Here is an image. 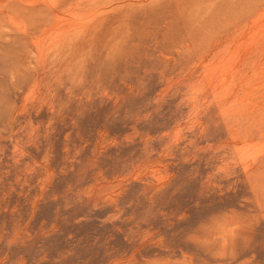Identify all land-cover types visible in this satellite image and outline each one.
I'll list each match as a JSON object with an SVG mask.
<instances>
[{
  "label": "rangeland",
  "instance_id": "rangeland-1",
  "mask_svg": "<svg viewBox=\"0 0 264 264\" xmlns=\"http://www.w3.org/2000/svg\"><path fill=\"white\" fill-rule=\"evenodd\" d=\"M0 264H264V0H0Z\"/></svg>",
  "mask_w": 264,
  "mask_h": 264
}]
</instances>
